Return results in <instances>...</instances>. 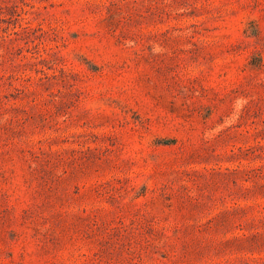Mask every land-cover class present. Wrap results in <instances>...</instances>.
<instances>
[{
	"label": "rangeland",
	"instance_id": "obj_1",
	"mask_svg": "<svg viewBox=\"0 0 264 264\" xmlns=\"http://www.w3.org/2000/svg\"><path fill=\"white\" fill-rule=\"evenodd\" d=\"M0 264H264V0H0Z\"/></svg>",
	"mask_w": 264,
	"mask_h": 264
}]
</instances>
